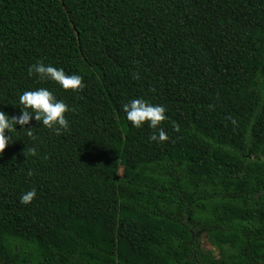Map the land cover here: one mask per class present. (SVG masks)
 <instances>
[{
  "label": "trees",
  "instance_id": "1",
  "mask_svg": "<svg viewBox=\"0 0 264 264\" xmlns=\"http://www.w3.org/2000/svg\"><path fill=\"white\" fill-rule=\"evenodd\" d=\"M40 87L69 128L0 154V264H264V0H0V111ZM136 98L168 140L126 121Z\"/></svg>",
  "mask_w": 264,
  "mask_h": 264
},
{
  "label": "clouds",
  "instance_id": "2",
  "mask_svg": "<svg viewBox=\"0 0 264 264\" xmlns=\"http://www.w3.org/2000/svg\"><path fill=\"white\" fill-rule=\"evenodd\" d=\"M29 74H35L39 79L52 82L59 86L63 91H78L84 87L83 78L78 74H66L63 68H57L42 61L29 67ZM20 115L9 117L4 111H0V154L6 146L12 142V133L17 131L16 126L28 125L35 120L45 128L53 130L57 135L69 128V121L65 113L70 109L63 100H58L53 91L48 88L40 87L35 90L24 91L18 97ZM125 119L131 127L141 128L147 125L154 132L149 140L162 143L168 140L167 133L160 127L161 123L167 119L166 107L164 105L152 104L143 98L131 99L122 105ZM10 135H5V133ZM28 135L33 133L29 130ZM29 154L36 155L35 148H29ZM32 173L29 171L28 175ZM36 197V190L33 188L20 197L21 204H29Z\"/></svg>",
  "mask_w": 264,
  "mask_h": 264
},
{
  "label": "rangeland",
  "instance_id": "3",
  "mask_svg": "<svg viewBox=\"0 0 264 264\" xmlns=\"http://www.w3.org/2000/svg\"><path fill=\"white\" fill-rule=\"evenodd\" d=\"M201 246L204 249H212L213 251H215L214 243L210 240L209 236L205 234L202 235Z\"/></svg>",
  "mask_w": 264,
  "mask_h": 264
}]
</instances>
